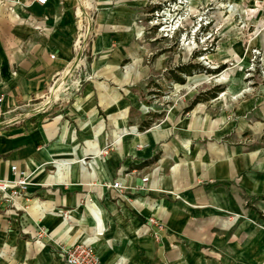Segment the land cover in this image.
I'll list each match as a JSON object with an SVG mask.
<instances>
[{"label": "rangeland", "instance_id": "1", "mask_svg": "<svg viewBox=\"0 0 264 264\" xmlns=\"http://www.w3.org/2000/svg\"><path fill=\"white\" fill-rule=\"evenodd\" d=\"M31 1L0 0V36L15 60L37 58L47 48L40 20L28 17ZM89 1L60 0L59 16L77 32L73 54L43 99L31 104L47 101L66 70L62 92L46 106L50 116L76 107L86 113L93 96L95 121L102 125L100 160L124 157L112 180L123 186L109 192L111 202L123 219L141 224L139 240L125 242L117 258L127 256V264H264V0ZM74 134L90 137L81 126ZM126 143L132 145L127 151ZM220 158L227 177L213 181ZM126 161L130 167L124 171ZM176 164L173 190L153 200L184 212L193 202L207 208L211 196L222 200L227 247L221 251L194 255L186 230L182 236L134 209L138 190L148 189L143 180L169 176ZM24 189L0 196L9 205L0 225V264H63L50 255L76 246L75 230L52 231L44 226V215L26 206L17 212ZM58 233L67 238L51 237ZM13 246L18 249L12 261ZM115 259L107 256L96 264H119Z\"/></svg>", "mask_w": 264, "mask_h": 264}, {"label": "crops", "instance_id": "2", "mask_svg": "<svg viewBox=\"0 0 264 264\" xmlns=\"http://www.w3.org/2000/svg\"><path fill=\"white\" fill-rule=\"evenodd\" d=\"M89 2L92 4L95 1ZM59 3L61 4L60 0H48L46 5L41 6L32 0L29 4L28 17L40 20L41 27L47 34V48L40 49L37 58L26 56V60H21L20 57L15 60L9 46L3 44L0 36V96H3V114L0 117V178L13 181L16 177L20 178L21 173L26 177V198L17 203V212H21L22 206H26L24 210L44 215L41 220L50 230H75L78 243L96 244L95 250L101 262L111 255L118 260L117 257L123 255L121 251L125 242L139 240L141 224L137 219L136 222L123 219L116 203L111 202L109 192L113 191L106 188V184L114 179L116 167L123 162L124 157L115 159L112 155L105 162L100 160L97 136L102 125L95 121L97 110L94 109L96 105L93 96L87 100L86 113L76 107L67 111L64 116L60 113L57 115V112L55 116H50L47 107L37 109L45 100L36 105L31 104L43 99L45 88L52 79L63 73L67 60L73 54L77 32L67 18L59 16ZM52 55L54 59H51ZM14 63L17 64L16 67ZM82 118L86 119L85 122L80 121ZM79 126L86 128L90 137L75 135L74 130ZM139 142L140 145L143 144V141ZM102 144L105 145V142ZM130 146L132 145L126 143L125 151ZM149 149L147 147L141 151L148 152ZM161 161L158 165L164 163ZM12 166L17 168V172H11ZM179 166L180 164L174 165L169 176L155 178L154 174L153 180L148 179V189L145 192L139 189L141 197L134 198L132 205L142 215L156 217L167 228L182 231V236L186 230L194 255L203 256V253L197 251H221L227 247V224L223 219L227 205L222 200L219 199L218 202L216 196H211L207 208H201L193 202V206H189L186 212L179 207H172L168 211L163 200H153L160 196L158 193H170L173 190L171 186L175 183ZM217 166L218 171L216 169L214 179L211 177V180L222 181L227 177L225 161L220 158ZM129 167L130 162L126 161L123 170ZM188 179L191 181L190 173ZM8 206L0 200L1 226L6 219L3 212ZM17 212L12 211V217ZM63 213L69 216L71 227H67L70 223L63 220ZM237 229L238 227L233 235L234 240L239 238ZM64 236L65 233L51 234V237L59 240L67 238ZM71 237L73 235L70 239ZM16 249L18 247L13 246L10 254L12 261L17 257L13 253ZM29 256L30 254L25 255L27 260ZM39 257L46 260L44 255ZM50 258L56 262L58 256L54 253ZM128 261L126 256L119 259V264H127Z\"/></svg>", "mask_w": 264, "mask_h": 264}, {"label": "built area", "instance_id": "3", "mask_svg": "<svg viewBox=\"0 0 264 264\" xmlns=\"http://www.w3.org/2000/svg\"><path fill=\"white\" fill-rule=\"evenodd\" d=\"M48 0H35V3L44 6L46 5ZM51 59H54V55L51 56ZM3 102V96H0V117L2 116V109L1 104ZM13 172L15 173L16 169L14 166H12ZM21 177L17 178V182L14 184V187H11L10 189H4V190H13V193H16V189L19 187H24L25 180H23L22 176L23 173L20 174ZM148 182V179L143 180V182ZM1 185V183H0ZM122 183L119 180H114L111 183L107 185V188L111 191L115 192L118 190H121ZM3 190V191H4ZM93 244H89V242H83L78 243L74 247H65L63 250L59 253V251L56 253L59 259L63 261V264H96L99 260L97 251H95L91 246Z\"/></svg>", "mask_w": 264, "mask_h": 264}, {"label": "bare ground", "instance_id": "4", "mask_svg": "<svg viewBox=\"0 0 264 264\" xmlns=\"http://www.w3.org/2000/svg\"><path fill=\"white\" fill-rule=\"evenodd\" d=\"M234 12V10H231L230 13L232 14ZM77 15H80V12L77 13ZM72 67V66H71ZM68 74V71L66 70V72H64L63 76L60 78V80L55 84L54 87H52L51 90V97L45 101L44 103H42L41 108H45L47 105H49L52 101V99L55 97V95H59L62 92V87L64 85V82L66 81L65 79L67 78L66 75ZM40 108V109H41ZM141 139H144L143 137ZM15 167V166H14ZM17 172V168L15 167ZM11 172H13V168L11 167ZM17 175V173H16ZM17 182V177L15 180H4L2 178H0V196H3V193L6 192V189H10L11 187H14V184ZM4 190V191H3ZM3 198V197H2Z\"/></svg>", "mask_w": 264, "mask_h": 264}, {"label": "trees", "instance_id": "5", "mask_svg": "<svg viewBox=\"0 0 264 264\" xmlns=\"http://www.w3.org/2000/svg\"><path fill=\"white\" fill-rule=\"evenodd\" d=\"M177 82H179V83H180V82H182V81L179 79V81L177 80Z\"/></svg>", "mask_w": 264, "mask_h": 264}]
</instances>
